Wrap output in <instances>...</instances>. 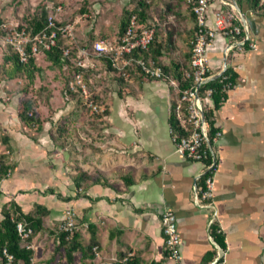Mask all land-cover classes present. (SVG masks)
I'll return each instance as SVG.
<instances>
[{
  "label": "crops",
  "instance_id": "obj_1",
  "mask_svg": "<svg viewBox=\"0 0 264 264\" xmlns=\"http://www.w3.org/2000/svg\"><path fill=\"white\" fill-rule=\"evenodd\" d=\"M219 10L227 26L243 28L244 37L219 33L207 52L212 77L228 68L238 75L215 113L221 136L212 146L216 172L209 202L197 198L204 165L180 154L172 139L167 82H146L141 88L132 83L135 93L119 96L103 119L91 116V125L72 124L68 119L75 112L69 108L53 110L50 118L41 112L46 122L39 132L19 117L23 94L2 89L0 155L13 169L0 182V219L11 203L26 213L43 205L54 222L71 210L85 245L90 227L95 228V264L118 262L129 251L138 264H150L163 260L161 216L171 211L182 264H215L220 254L212 227L225 239L223 264H264V14L252 0H218L210 9L212 27ZM57 120L67 123L61 137L54 134ZM81 171L90 178L78 188L75 177Z\"/></svg>",
  "mask_w": 264,
  "mask_h": 264
},
{
  "label": "trees",
  "instance_id": "obj_2",
  "mask_svg": "<svg viewBox=\"0 0 264 264\" xmlns=\"http://www.w3.org/2000/svg\"><path fill=\"white\" fill-rule=\"evenodd\" d=\"M254 8L258 10L259 0H252ZM171 10V7H169ZM84 8H82L83 10ZM189 16L194 23L193 35L188 45V52L181 57H174L173 47V35L167 33L163 36V29L149 23V4L146 0H132L130 6L125 8L122 12L120 23L118 27V36L115 39L119 41L122 36L126 33L127 29L132 26V20L135 19L137 25L148 26L155 29V34L152 43L147 50H135L131 55L126 57L130 60V63L123 69L118 70L113 66L112 55L108 54L100 59L105 66L106 73L113 76V81L117 83L119 88V96L124 97L125 93L134 92L132 82H136L141 88L146 82H160L165 81L170 85L171 97H172V109L170 114V129L171 136L178 135L182 137L185 135L184 131L180 128L179 122L177 121L175 108L179 97L182 95L184 90L190 89L194 86L192 77L193 66H192V40L196 30L195 17L192 13L191 5L189 4ZM49 18V12L42 8L41 12L36 13L32 16L25 17V23L23 25L27 27L33 34L40 32L45 28ZM2 20H0L1 22ZM240 24V22H238ZM58 25H64L58 22ZM241 33L238 35V39H243L244 33L243 28ZM0 35H3L1 33ZM79 36V35H78ZM77 36V37H78ZM80 39V37L78 38ZM103 39V38H102ZM101 38L95 39L90 38L89 42L82 45L77 44L63 38L61 35L58 39L57 45L49 51H45V57L51 63L53 67L58 68L62 73H65V94L75 101L76 107L86 110L84 101L79 91H71L70 82L79 73L82 74L83 80L89 86L92 100L99 106H105L103 113L93 114L91 116L103 119L108 115L109 107L105 100L98 96L95 92L96 85L93 82L97 77L100 78V73L96 69L81 70L78 67V61L81 58V50H91L94 44ZM65 40H67L65 42ZM70 50V54L64 58V51ZM98 61V62H100ZM138 62H142L143 66ZM4 65L9 69H4V65L0 67V85L3 82H8L13 79H24L22 77H28V86L23 87L18 91L27 97V100L21 102V110L19 117L24 125L36 132H39L46 120L42 119L41 106L50 107L51 90L49 88L35 89V74L41 72V69L37 67L36 56L28 50V58L26 62H21V59L17 52L10 50L8 55L4 56ZM3 69V70H2ZM145 69L156 70L159 69L161 72L160 78L152 76L147 73ZM191 75V77H188ZM238 75L230 68L226 69L219 79L208 82L205 86L201 87L199 95L201 98H205L208 95V91H211V99L213 101V108L205 109V120L208 126V138L213 146L215 144V136L218 132L215 126V113L226 99V90L231 89L237 80ZM129 79V80H128ZM175 82L177 88L173 87L171 82ZM30 88V90H29ZM45 92L47 96H44ZM187 110V105H184V112ZM87 113H90L86 110ZM58 136H62V130L57 131ZM53 135L60 146H63L61 138ZM3 143H7L3 139ZM210 153L209 160L213 159L212 152ZM13 166L8 162L6 155L0 156V182L8 177L11 173ZM85 172H79L75 177V183L78 188L83 184V181L89 180ZM206 176L200 179L199 185L204 183ZM93 179V178H92ZM94 180V179H93ZM131 182H127L130 184ZM50 211L43 205H36L30 212H24L17 204L11 203L8 207H4L2 211V218L0 219V264H32L34 250L32 247L28 248L23 244L18 232L17 222H27L32 230L33 235L29 238L27 243L31 245L32 238L38 234L48 232L55 237V252H64V256L67 264H75L76 256L79 254L83 264L93 262L97 255L99 247L98 239L96 236L95 228L90 227V240L87 245L83 243L82 235L80 230H74L73 232H55L47 227L46 221L49 218ZM212 236L216 240L217 244L226 250V243L224 236L218 231L216 227H212ZM217 255L216 252L213 255ZM8 256H11V261ZM119 261L114 264H125L123 259L126 257V253L119 256ZM224 258L222 257L217 264H223ZM132 264H138L137 256L131 260ZM44 264H51V261H46Z\"/></svg>",
  "mask_w": 264,
  "mask_h": 264
},
{
  "label": "built area",
  "instance_id": "obj_3",
  "mask_svg": "<svg viewBox=\"0 0 264 264\" xmlns=\"http://www.w3.org/2000/svg\"><path fill=\"white\" fill-rule=\"evenodd\" d=\"M217 1L188 0L196 22V30L192 40V77L194 86L182 92L175 108L177 121L185 135L182 137L178 135L172 136L176 150L180 154L204 165L206 173L203 177L206 176V178L197 198L208 202L213 196L215 186L216 161L213 158L211 162H207L210 157L208 149L212 152V148L209 145L205 109L213 108L214 105L211 99V91H208V95L205 98L200 97L199 91L212 77L207 52L213 46L216 37L219 33L225 37H232L241 33L240 27L227 26V18L221 10L215 16L214 26H210V9ZM226 4V2L222 1V5ZM258 9L264 14V0H259ZM58 10H61V8H58ZM1 33H3V35H0L1 47H8L10 50L17 52L21 62L27 61L28 50L35 56L51 50L57 45L60 35L71 41L75 37L74 26L71 24L59 26L54 16H49L45 28L36 34L29 31L24 25H12L5 22L0 23ZM154 34L155 29L153 27L137 25L135 19H133L132 26L127 29L119 41L106 38L96 42L91 50L82 49L78 67L81 70L95 69L97 62L102 57L111 54L113 66L121 71L130 63V60H127L126 57L131 55L135 50H147L153 41ZM247 43H242V45H246ZM251 48H254V45H251ZM69 54L70 50L66 49L63 54L64 58ZM138 63L143 66L142 62ZM145 70L154 77L160 78L161 76L159 69L152 71L149 69ZM188 77H191V75H188ZM171 84L177 88L175 82L172 81ZM70 89L71 91L80 92L84 106L90 114L103 113L105 111L104 106H99L92 100L89 86L83 80L81 73L77 74L70 82ZM184 105H187L186 112H184ZM220 136L221 133L217 132L215 142ZM161 223L164 235V257L160 263L154 262L150 264H182L180 234L176 215L171 211L164 212L161 216ZM74 230H79L76 214L74 211L69 210L56 232H73ZM17 232L22 242L25 243V246L30 248L31 246H29L27 241L33 235L31 226L27 222L19 221L17 222ZM134 257L135 252H127L123 263L132 264L131 260ZM8 258L11 261L12 257L8 256Z\"/></svg>",
  "mask_w": 264,
  "mask_h": 264
},
{
  "label": "rangeland",
  "instance_id": "obj_4",
  "mask_svg": "<svg viewBox=\"0 0 264 264\" xmlns=\"http://www.w3.org/2000/svg\"><path fill=\"white\" fill-rule=\"evenodd\" d=\"M146 1L149 4V23L162 28L164 37L167 33H172L173 35V56L178 58L186 54L188 52L187 43L193 35L194 28V23L189 16L188 0ZM131 2L132 0H0V20L7 24L21 26L23 22L25 23L26 16H32L41 12L42 8H45L49 12V16L56 18L57 24L60 22L74 26L75 37L72 42L82 45L89 42L90 38H94V40L98 38L115 40L118 36L122 12L130 6ZM169 7H171V10ZM58 8H61V10H58ZM82 8L84 9L82 10ZM79 37L80 39H78ZM9 51L8 47H1L0 45V67L4 65V56L8 55ZM36 59L37 67L41 69V72L35 74V86L39 89L44 87L49 88L53 98L51 99L50 110L43 106V104L41 106L40 110L43 112L44 117L50 118V115L55 110H67L69 108L70 111L75 112L73 120L70 117L68 119L72 124L91 125L90 123L93 122L91 114L87 113L84 109L76 107L75 101H72L65 94V73L53 67L44 53L37 55ZM4 69L9 71L6 65H4ZM95 69L100 73V78L97 77L93 80L96 85L95 93L103 98L110 108L113 102L119 98L118 85L113 81V76L106 73L103 62H97ZM22 78L24 79H13L1 83L0 92L2 89H5L9 94H17L20 89L28 86V77L24 76ZM132 83L134 84V82ZM6 86L10 89H7ZM44 96H47L46 92ZM24 100H27V97L22 95L20 105ZM66 124V121L57 120L54 127L61 130ZM56 133L57 129L54 131V134ZM46 222L47 227L56 232L62 221L54 222L48 218ZM38 235L40 237L37 240L32 264H44L46 261H51V264H67L64 252H55V237L48 232ZM36 236L32 238L30 245L32 248L33 240ZM75 264H83L79 254L76 256ZM87 264L95 263L87 262Z\"/></svg>",
  "mask_w": 264,
  "mask_h": 264
},
{
  "label": "water",
  "instance_id": "obj_5",
  "mask_svg": "<svg viewBox=\"0 0 264 264\" xmlns=\"http://www.w3.org/2000/svg\"><path fill=\"white\" fill-rule=\"evenodd\" d=\"M242 20H243V22L245 23V25H250V22L247 21L245 18H243ZM225 67H226V66H225ZM221 76H222V74H218V75H216V76H213V77H211V78L208 80V82H210V81H214V80H216V79H219ZM209 145H210V147L212 148V146H211L210 143H209ZM217 247H218V250H219V254H220L219 258H220V257L224 256V251H223L222 248H220L219 246H217ZM219 258L216 260L215 264H217V261L219 260Z\"/></svg>",
  "mask_w": 264,
  "mask_h": 264
}]
</instances>
